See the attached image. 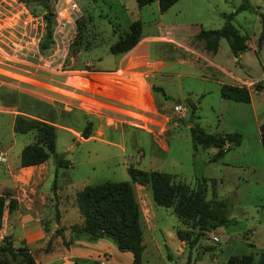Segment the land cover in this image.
Instances as JSON below:
<instances>
[{
    "label": "rangeland",
    "instance_id": "rangeland-1",
    "mask_svg": "<svg viewBox=\"0 0 264 264\" xmlns=\"http://www.w3.org/2000/svg\"><path fill=\"white\" fill-rule=\"evenodd\" d=\"M242 1L177 0L165 13H159L155 1L136 8L134 0H74L81 16L74 21L72 28H65L67 41L55 44L50 32L48 45L42 47L45 38L43 8L37 4L25 7L17 0H0V152L5 157V161L0 162V194H8L16 200L11 211L3 209L0 239L9 238L14 247L23 242L34 260L50 248L67 247L76 238L70 226L81 222L74 203L75 192L85 185L104 181H128L127 166L152 167L148 166L149 161H160L167 167L173 165L175 170L180 171L183 182L194 187L198 178L194 180L193 176L201 169L206 153L198 149L195 151L198 157L191 162V154L195 153L192 152L188 133L190 107L185 100L192 98L196 107L193 114L198 116L197 125L203 130L212 133L228 127L239 130L238 122L241 118L245 120L247 107L242 104L238 108L237 103L230 101L218 106V82L245 84L244 81H258L264 77V42L260 46L256 44L261 30L260 17L264 16V0H247L249 7L239 8ZM49 3L55 17V4L51 0ZM229 13H232L230 23L244 37L247 48L238 54V59L235 58L238 55L231 54L225 40L220 39L219 48L213 56L217 66L209 67L208 61L202 62L201 57L195 61L190 59V65H177L183 75L164 84L172 91L173 97L180 99L178 110L173 108L175 99L167 100V111L171 112V119L177 127L170 133L174 136L153 142L159 149L167 143L166 152L156 149L145 137L134 138L132 134L135 132H130L129 128L138 130L141 128L139 125H128L112 117L91 119L89 136L85 139L80 136L88 119L75 108L77 101H74L73 93L78 89L82 75L94 69L96 60L101 66H109L115 61L116 57L108 52V46L127 30L132 20L139 19L143 33L156 30L158 34L155 36L160 41L171 42L173 32L183 36L182 45L178 46V57L187 60L196 52L187 51L184 45L191 42L194 50L200 49L199 40L191 34L201 28H219L224 22L222 14ZM52 26L51 22L50 31ZM206 54L210 55V52ZM157 63L159 65L160 61ZM202 91L205 94L199 98ZM186 96L188 98H184ZM252 99L257 116L263 121L264 93L253 94ZM15 114L26 117L36 115L50 121L55 127V152L69 165L55 167L50 156L39 172L40 178L30 170L17 174L13 162L18 159L20 147L33 142L34 137L32 131L24 134L13 132L11 123ZM126 115L141 122L139 116ZM245 123L240 147L243 153H236L234 159L262 164L264 157L259 139L255 140L256 134L251 130L250 123ZM138 156L139 160H136ZM192 166H195L194 172ZM33 175L31 181L24 183ZM133 192L141 211L145 244L140 264H183L181 261L187 253V246L184 243L183 251L178 255V239L170 232L177 227L187 230V226L178 223L170 208L154 205L148 189H133ZM214 192L228 202L227 214L240 215L244 210L246 215L264 217V182L250 186L239 184L236 188L232 187V183H224L215 190L208 184L206 199L213 198ZM235 200L245 207L236 205ZM229 224H218L214 234L219 242L210 237L204 241V234H200L190 256L196 254L197 257L199 251H204L201 243L214 247L219 245L221 251L212 252L220 257L219 262L211 259V252H205L200 264H221L228 255L249 253L251 250L244 244L247 239L241 236H234L232 246L223 249L224 239L219 233ZM191 232L192 235L196 233L195 230ZM104 240L117 250L110 239ZM103 255L108 257L106 253ZM4 256L9 264L15 263L7 254Z\"/></svg>",
    "mask_w": 264,
    "mask_h": 264
},
{
    "label": "trees",
    "instance_id": "trees-1",
    "mask_svg": "<svg viewBox=\"0 0 264 264\" xmlns=\"http://www.w3.org/2000/svg\"><path fill=\"white\" fill-rule=\"evenodd\" d=\"M25 7L37 4L43 10L45 23V38L41 44L46 47L50 39L49 26L52 12L49 0H17ZM157 3L159 13H163L177 0H134L136 8H141L151 2ZM249 7L247 0H243L239 8ZM232 13L222 14L223 24L217 29H199L195 39L202 42L203 49L215 52L218 41L224 39L233 56L245 51V39L230 23ZM261 30L257 37V46L264 42V16L260 17ZM141 32L139 19L132 20L127 30L114 42L109 44L108 52L113 55L123 54L130 50L138 41ZM153 90L160 88L152 86ZM254 91H264V77L252 84ZM219 97L234 102H249V91L244 85H231L223 83L219 86ZM185 104L190 107L188 119V133L192 152L198 149L214 148L215 152L209 160L220 158L230 148L239 145L241 134L239 132L212 133L207 132L197 125L195 105L189 100ZM259 142L264 157V120L259 123ZM12 130L18 134L28 131L33 132L34 141L25 144L19 151V167H27L43 163L48 157L53 158L55 167L68 166L69 162L55 152V127L50 122L38 117H26L16 114L13 118ZM90 133V123L86 122L80 131V136L86 138ZM128 181H104L93 185H85L75 192L74 203L81 222L70 226L75 239L94 241L98 238H108L120 252L131 254L130 264H140L142 244L141 211L134 196L133 183H137L149 190L151 201L154 205L168 207L181 225L185 228H175V237L187 246L184 264H191V248L200 234L215 229L220 224L231 223L225 220L226 207L223 201L213 198L206 199L207 180L198 177L194 187L182 181H175L166 172L157 170H142L127 166ZM213 182V180H210ZM214 196V194L212 195ZM16 200L8 194H0V226L3 209L11 211ZM57 215V211H55ZM185 229V230H184ZM191 230H195L194 235ZM7 254L14 264H36L31 251L23 244L12 246L9 238L0 239V264H9L4 256ZM224 264H264V249L255 256L242 254L229 255Z\"/></svg>",
    "mask_w": 264,
    "mask_h": 264
},
{
    "label": "crops",
    "instance_id": "crops-1",
    "mask_svg": "<svg viewBox=\"0 0 264 264\" xmlns=\"http://www.w3.org/2000/svg\"><path fill=\"white\" fill-rule=\"evenodd\" d=\"M167 9H169V7ZM167 9L163 13H165ZM169 25L172 27L176 26V24ZM162 26L163 25L160 26V29ZM197 32L198 31L192 33L191 35L193 36ZM173 33L170 38L171 42H164L160 41L159 37L155 36L156 34H158L156 30L151 33H143L141 31L137 43L127 52L123 54L114 55L116 58L115 61L111 63V65L101 66L99 65L100 61L96 60L94 62V69L91 71H87L86 74L82 75L81 83L78 85V89L75 90L73 93L75 99L73 100L77 101L75 108L79 109L82 115L87 117V122L90 123V126L92 125L91 119L102 120L103 118L106 119L112 117L113 120L116 119L118 121L125 122L128 125H139L141 128H139L138 130L129 128L130 132H135L134 134H132L133 137H145L152 144L153 142H158L163 138L169 139L170 137L174 136L170 135V133L174 130L175 127H177V123L172 121V114L171 112L169 113L167 111V109L169 108L167 100L171 101L175 99L179 100L180 102V99L178 97H173L171 93L172 91L170 92L168 89H166L167 87H165L164 84L167 85L173 81V78H178L179 76H182L183 73H180V71L177 69V65H190V59L195 61L201 57L203 59L202 62L208 61L209 67L217 66V63L214 61L213 56H215L219 48V44L215 52H210V55H207L206 53L209 51L203 49L201 41H198V47H200V49L197 50H194L192 43L188 42L187 45H184L186 47V50L189 52H196V54L194 55V57L190 55V58L188 57L187 60H184L183 58L178 57V46L180 44L182 45L181 41L184 37L179 36L178 33ZM239 57L240 55L235 58L239 59ZM159 61L160 63L158 65L157 62ZM237 79L244 81L239 77H237ZM244 82L245 84H226L238 86L244 85L249 91V102L240 103L225 100L222 98H219V100L216 101V104L218 106L226 105L224 104L226 103L224 101H230L237 103L235 105L238 108H241L242 104L247 107V111L245 113V120L241 118L240 122H238L239 128L241 129L237 130L233 129L232 127H228V129L225 128L223 130L216 129L217 131L213 133H227L236 131L240 132L241 134L243 132L242 130H244L243 124H246L245 122H247V125H249L250 123L251 130H254L256 134L255 140L257 141L259 139L258 126L261 121L257 116L255 110L256 106L253 102L252 95H261L262 93H264V91H254L252 89L251 85L255 81L250 80ZM221 84H223L221 81L218 82V93L219 86ZM152 86L160 88V91L153 90ZM156 93H158L159 95H157ZM204 94L205 93L202 91L201 93H199L198 97L200 98ZM184 98L188 97L186 96ZM189 100L192 102L191 97ZM127 113L139 116L141 118V122L136 121L130 116H127ZM31 117L38 116L35 115ZM242 140L243 137L241 134V141ZM241 141L239 145L230 148L234 149L232 150V152H230L229 149L220 158L213 161H210L209 158L214 153V148H207L205 150L200 149L202 150V152L206 153V157L202 160L201 169L196 173V176H193L194 180L195 178L203 177L207 180V185L209 184L210 186H212L214 190L224 183H232V187L236 188L237 186H239V184H245L246 186H250L251 184H259L260 182H264V161L262 162V164L260 162L258 165L250 161H235L234 158L237 156L236 153H243V150H241L240 148L242 145ZM153 145L156 148L157 144ZM12 146L13 145H11L7 149L8 153L11 150ZM22 147L23 145L20 147V149ZM159 150L166 152L167 143H165ZM197 154L198 152L195 153L193 156L191 154V158L193 157L191 162H194V159L198 157ZM136 160H139V156L136 157ZM7 163L8 165H10L9 162ZM13 163L17 167V174L22 171L30 170L32 174H38L37 177L40 178L39 172H41L42 168L45 167L44 164L46 162L44 161L43 163H40L38 165H32L27 167H19L18 159ZM147 164L148 166L152 167L136 168L142 170H157L161 172H166L169 173L176 181L177 179L181 180L182 182L184 181L182 175H180V171L175 170V167L173 165L167 167L164 163L160 161H149ZM194 168L195 166H192L193 172ZM32 178H34V175L28 178V180L24 183H28L32 180ZM210 180H213V182H210ZM132 186L134 190L146 189L145 187L137 183H133ZM214 199L223 201L225 207H227L228 202L225 198H222L220 195H218L217 192H214ZM234 202L236 205L240 204L239 200H235ZM240 205L245 207V205L243 204ZM225 220L232 221L229 226H227L224 230H221L219 233L224 239L222 241L223 249L230 248L232 246L234 236H241L247 239L244 244H246L249 250H251L249 253H238L231 255L240 256L242 254H252L255 256L258 252L264 249V217L261 218L260 215H246L244 214L243 210L240 215H229L225 213ZM239 222H241L242 224L239 225ZM239 228L241 230H239ZM216 230L217 227L211 231L206 232L203 238L204 241H206L207 237H210L211 240H213L214 242H219L218 237L214 234ZM170 233L171 235L174 234V229ZM212 237H215V239H212ZM177 241L179 243L177 248L180 249V252L178 251L179 255V253L181 254V252L183 251L184 243L180 240ZM142 244L144 249L145 244L143 243V239ZM201 245L204 251H199L197 257H195L196 254H192L190 257L191 264H200L204 259L205 252L212 253L213 251H221V246L219 245L216 247H214L212 244L206 243H201ZM174 250L176 251V249ZM104 253L108 254V257H104ZM169 253L170 248L167 249V257H169ZM185 258L186 254L184 259H182L181 261L183 264L185 262ZM211 259L214 262H219L220 257L212 253ZM225 260L226 259H224L221 264H224ZM34 261L36 264H130L131 254L129 252H120L118 250H114V248L110 246V244H108L104 240V238H98L94 241L74 239V241L68 244L67 247L62 246L48 249L41 257L35 259Z\"/></svg>",
    "mask_w": 264,
    "mask_h": 264
},
{
    "label": "built area",
    "instance_id": "built-area-1",
    "mask_svg": "<svg viewBox=\"0 0 264 264\" xmlns=\"http://www.w3.org/2000/svg\"><path fill=\"white\" fill-rule=\"evenodd\" d=\"M51 1L54 2L56 7L55 8L56 16L54 17L51 5L49 3L52 12L51 22L53 23L52 29L50 31L51 37L55 41V44L56 43L62 44L67 41L68 32L66 31L65 28L73 27V25L75 24L74 21L79 19L81 16V10L74 2V0H51ZM173 108L174 110H178L180 108V105L174 104ZM4 161H5V157L2 154V152H0V162H4ZM212 239H215V237H212Z\"/></svg>",
    "mask_w": 264,
    "mask_h": 264
},
{
    "label": "water",
    "instance_id": "water-1",
    "mask_svg": "<svg viewBox=\"0 0 264 264\" xmlns=\"http://www.w3.org/2000/svg\"><path fill=\"white\" fill-rule=\"evenodd\" d=\"M175 102H176V103H179V100H176ZM218 224H219V222H218Z\"/></svg>",
    "mask_w": 264,
    "mask_h": 264
}]
</instances>
